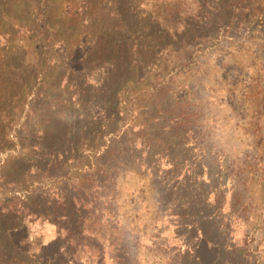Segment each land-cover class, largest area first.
Segmentation results:
<instances>
[{
  "label": "trees",
  "instance_id": "1",
  "mask_svg": "<svg viewBox=\"0 0 264 264\" xmlns=\"http://www.w3.org/2000/svg\"><path fill=\"white\" fill-rule=\"evenodd\" d=\"M220 49L228 102L264 157V0H0V264H80L63 259L59 232L117 218L129 173L155 197L170 175L197 187L180 218L193 239L182 262L242 253L202 228L201 85L175 86ZM228 216L218 229L230 231ZM32 224L56 238L28 259Z\"/></svg>",
  "mask_w": 264,
  "mask_h": 264
},
{
  "label": "rangeland",
  "instance_id": "2",
  "mask_svg": "<svg viewBox=\"0 0 264 264\" xmlns=\"http://www.w3.org/2000/svg\"><path fill=\"white\" fill-rule=\"evenodd\" d=\"M246 44L243 49L247 50ZM237 49L242 50L241 45H236ZM221 50L204 60L201 66L204 73L194 75L193 82L189 79L190 83L188 80L175 83L180 87L185 82L188 85L199 82V98L204 101L199 129L206 132V136L199 134L198 144L211 152L209 157L203 158L209 169L202 178L206 183L202 192L207 191L209 195L206 200L201 197L196 208L205 218L201 220L202 228L209 232L212 241L243 251L239 255L229 249L221 251L219 262L221 258L228 264H264V157L249 147L252 139L242 129L238 112L228 102L224 80L230 69L218 63L222 58ZM244 64H247L245 73L256 76L255 66L244 62L242 67H246ZM250 66H254L253 71L249 70ZM192 152L191 165L199 162L202 154V151L200 154ZM141 180L135 173L122 177V189L117 194V218L108 214L99 219L94 214L87 217L85 223L72 222L68 225L70 232H59L57 239L64 260L75 256L80 264H194L191 260L182 262L181 256L193 239L183 225L186 219L180 218L189 210L188 205L196 201L197 187L190 184L186 190L181 179L170 175L164 182L166 186L155 197L152 186L144 185ZM230 212V231L218 229L220 222L215 221H220L221 216L229 219ZM29 227L28 244H32V251L27 252L28 259L36 254L39 245L56 238L55 231L48 225L45 227L51 231L41 229L39 224ZM225 231L230 235L229 242L224 240Z\"/></svg>",
  "mask_w": 264,
  "mask_h": 264
}]
</instances>
